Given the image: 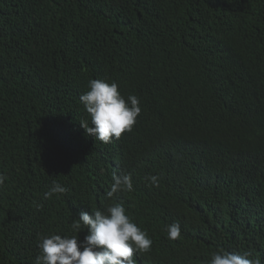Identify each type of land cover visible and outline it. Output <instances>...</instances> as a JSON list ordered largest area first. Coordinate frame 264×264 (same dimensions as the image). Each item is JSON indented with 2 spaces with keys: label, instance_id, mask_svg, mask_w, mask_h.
Wrapping results in <instances>:
<instances>
[{
  "label": "trees",
  "instance_id": "trees-1",
  "mask_svg": "<svg viewBox=\"0 0 264 264\" xmlns=\"http://www.w3.org/2000/svg\"><path fill=\"white\" fill-rule=\"evenodd\" d=\"M90 79L139 98L109 144L80 126ZM114 173L133 191L108 198ZM0 174V264L111 203L153 241L137 264H264V0H0Z\"/></svg>",
  "mask_w": 264,
  "mask_h": 264
},
{
  "label": "clouds",
  "instance_id": "clouds-1",
  "mask_svg": "<svg viewBox=\"0 0 264 264\" xmlns=\"http://www.w3.org/2000/svg\"><path fill=\"white\" fill-rule=\"evenodd\" d=\"M80 103L91 117V126L87 120H81L80 126L95 141L109 144L119 139L125 132L132 131L137 117L141 113L139 98L129 95L127 99L120 93L116 82L90 79L88 91L79 97ZM7 177L0 174V186ZM152 186H159V176L146 177ZM113 183L106 193L112 198L120 192L133 191L132 175L113 174ZM69 190L53 181L50 189L44 193V199L54 195H63ZM87 229V235L79 240L78 234ZM71 236L48 234L39 238V255L35 264H137L135 253H147L153 241L126 214L122 203H111L103 211L95 210L89 214L82 211L71 224ZM167 238L178 240L181 237L179 223L165 226ZM210 264H261L259 257L251 258L250 253L228 252L219 249L211 256Z\"/></svg>",
  "mask_w": 264,
  "mask_h": 264
}]
</instances>
